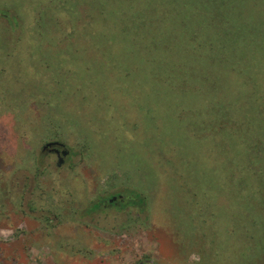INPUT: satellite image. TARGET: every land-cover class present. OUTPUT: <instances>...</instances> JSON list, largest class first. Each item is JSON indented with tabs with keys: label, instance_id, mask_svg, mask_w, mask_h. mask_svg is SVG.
<instances>
[{
	"label": "rangeland",
	"instance_id": "374dc122",
	"mask_svg": "<svg viewBox=\"0 0 264 264\" xmlns=\"http://www.w3.org/2000/svg\"><path fill=\"white\" fill-rule=\"evenodd\" d=\"M227 5L0 0V264H264V55Z\"/></svg>",
	"mask_w": 264,
	"mask_h": 264
},
{
	"label": "trees",
	"instance_id": "16d2710c",
	"mask_svg": "<svg viewBox=\"0 0 264 264\" xmlns=\"http://www.w3.org/2000/svg\"><path fill=\"white\" fill-rule=\"evenodd\" d=\"M244 2V6H239L238 9H236L235 5L234 7L232 5H227L226 8L223 7L222 17H228L229 14L231 18L236 22H242L243 20H246V18L255 20L251 24H241L244 25L247 29H255L258 33L259 40L258 42H261L264 44V5H261V7L257 8V6L254 5V0H239ZM222 9V8H221ZM12 15V14H11ZM10 15L9 10L6 9H0V16L3 18L8 19L10 22L13 21V16ZM239 24V23H238ZM239 25V26H241ZM258 42L254 43H245L241 45V50L244 52L247 50H251L254 54L264 55V47H262ZM261 70H258V74L261 75L258 77V81L260 84H263L261 95L264 98V64L261 65ZM234 77H236L234 75ZM237 78V77H236ZM239 81L238 79L236 80ZM248 87V86H247ZM264 100V99H263ZM123 195V194H122ZM113 196H117V199L115 201L112 200ZM99 199V200H98ZM91 202V204H95L96 207H102V206H108V205H116L119 202V206L124 207L123 201L126 199V196L123 195L122 197L119 196V194H113L110 195V197L107 198H98ZM136 203V202H131Z\"/></svg>",
	"mask_w": 264,
	"mask_h": 264
},
{
	"label": "flooded vegetation",
	"instance_id": "af4514ba",
	"mask_svg": "<svg viewBox=\"0 0 264 264\" xmlns=\"http://www.w3.org/2000/svg\"><path fill=\"white\" fill-rule=\"evenodd\" d=\"M49 143H53V144L49 145ZM42 151L45 153H51L55 155L57 158L58 166L65 165L72 154V151L69 149V147L60 140L47 141L45 144L42 145ZM14 180L15 178H13V181ZM119 196L122 197L123 195L119 194ZM116 199H117V196H113L112 200L115 201ZM16 208H17V202L16 200H14L12 204V210L16 212Z\"/></svg>",
	"mask_w": 264,
	"mask_h": 264
},
{
	"label": "water",
	"instance_id": "95a60500",
	"mask_svg": "<svg viewBox=\"0 0 264 264\" xmlns=\"http://www.w3.org/2000/svg\"><path fill=\"white\" fill-rule=\"evenodd\" d=\"M50 144H53V143H49V145H50Z\"/></svg>",
	"mask_w": 264,
	"mask_h": 264
}]
</instances>
